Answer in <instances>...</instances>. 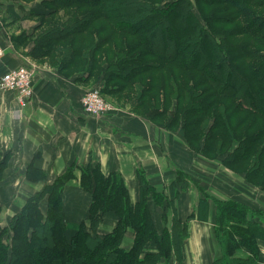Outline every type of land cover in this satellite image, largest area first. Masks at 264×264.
Segmentation results:
<instances>
[{
    "label": "rangeland",
    "instance_id": "1",
    "mask_svg": "<svg viewBox=\"0 0 264 264\" xmlns=\"http://www.w3.org/2000/svg\"><path fill=\"white\" fill-rule=\"evenodd\" d=\"M191 1L192 10L202 18L203 23L217 29L227 45L244 47L250 40L251 50L264 54L263 39L252 41L246 34L247 24H251L252 29L263 27L261 32L264 33V0H248L246 4H239L242 9L231 6L230 2L207 4L202 0ZM177 2L178 0H0V22L17 41V47L20 44L28 47L27 52L24 47L20 49L25 56L28 55L30 63L21 62V65L30 64L35 78L40 67L47 66L65 75L75 76L80 82L84 81L82 84L90 86L83 91L80 103L86 116L89 117L90 114L85 112L84 96L87 91L97 89L110 105L109 110L97 117L99 122L106 121L110 113L121 116L132 113L138 122L143 121L161 130L162 139L173 142L174 152L188 162L185 163V171L178 164L175 166L177 180L167 187L176 195L192 189L199 196L214 197L218 210L216 232L221 243L219 236L224 237L225 232L233 227L235 221L232 220H236L232 215L238 217L230 214L231 208L234 213L241 209V213L245 215L243 219L257 220L264 225V178L261 175H248L253 159L237 160L240 143L234 138V135L247 137V134L257 131L256 120L264 128V121L250 108L241 110L237 106L229 113V107H235L238 103L237 97L214 96L218 90L212 85L203 84V71L212 66L211 60L205 57L199 60L196 67L182 64L186 61V55L188 59L190 56L192 59L190 54L194 50L193 44L185 50L176 49L174 42L165 38L172 35L164 30L165 25L146 37V31L156 21L167 19V25L171 23V16H166V8L168 5L175 6ZM147 5L149 11L143 7ZM155 12H159V15ZM186 14L187 8L181 14L183 19L187 18ZM190 35L183 36L184 41ZM196 37L200 41L205 38L198 34ZM164 39L169 42H164ZM37 41L39 44L45 42L41 50L37 48ZM207 42L203 41L204 56L209 49V45L204 46ZM255 53L252 57L254 60L250 58L247 63L254 66L261 63L264 66V57L261 54L255 56ZM220 57L221 60L214 57L211 62L230 63L226 62L224 56ZM128 68H137L138 71L126 73ZM221 69L226 70L224 65ZM226 75L218 86L219 89L227 87ZM237 81L245 84L242 79ZM184 90L187 95L185 99L181 95ZM178 95L181 96L182 104ZM193 97L210 98L209 113L203 122L205 130L199 136L185 130L187 121L201 118L185 114L187 104L194 102ZM226 106V122L223 121L218 126L220 129H216L217 116L220 112H225ZM197 129L194 128V131ZM218 132L220 136L214 137ZM145 186L144 190L156 192V197L161 202L164 201V195L160 192L163 187H153L149 183ZM43 202L46 204V201ZM19 213L12 216L6 224L1 223L0 232L10 227ZM75 220H71L73 226L80 223L77 222L78 219ZM229 226L230 229L227 228ZM168 244L164 232L156 231L155 236L150 237L141 248L139 257L145 256L147 259L143 264H159L161 256L167 259ZM178 249L180 246L175 249L177 256ZM235 257L243 259L238 256L237 251Z\"/></svg>",
    "mask_w": 264,
    "mask_h": 264
},
{
    "label": "crops",
    "instance_id": "2",
    "mask_svg": "<svg viewBox=\"0 0 264 264\" xmlns=\"http://www.w3.org/2000/svg\"><path fill=\"white\" fill-rule=\"evenodd\" d=\"M16 44L0 22V76L21 62L30 63L20 49L24 46ZM40 68L26 107L15 92L0 89V224L69 168L73 176L62 191L65 211L71 220H85L90 226L92 196L81 187L80 178L83 167L98 166L105 175L123 177L133 205L142 197L148 199L154 227L164 232L170 246L169 257L161 256L159 264H214L222 253L214 197L199 196L192 189L179 195L169 190L167 185L177 180L175 166L185 171L188 163L174 152L173 142L162 139L161 130L138 122L132 113H110L102 122L86 116L80 103L90 86L53 68ZM147 183L163 187V202L156 192L144 190ZM119 219L114 210L104 212L97 232H113ZM176 234L178 256L177 245L172 244ZM135 241V229L129 226L121 246L130 249ZM256 242L257 257L248 246L236 250L244 259L252 257L246 264H264V236Z\"/></svg>",
    "mask_w": 264,
    "mask_h": 264
},
{
    "label": "trees",
    "instance_id": "3",
    "mask_svg": "<svg viewBox=\"0 0 264 264\" xmlns=\"http://www.w3.org/2000/svg\"><path fill=\"white\" fill-rule=\"evenodd\" d=\"M207 4H215L217 2H230L231 6L237 9H242L239 4H246L248 0H202ZM175 6L166 8V16H171L170 24L167 25L165 20H158L152 27L146 31V37L156 29L165 25V31L172 35L165 36L169 41H173L176 49L185 50L193 44L191 54L193 57L182 62L187 67H196L199 60L206 57L208 60H213L214 57L224 56L226 62L216 64L210 61L211 67L204 70L202 75L203 84L212 85L218 92L214 96H233L237 97L238 103L235 107H224L225 112H220L217 116L216 129L223 123L227 110L232 113L237 106L241 110L252 109L256 116L264 121V66L258 63L256 66L248 64V60L255 53L252 51L250 40L244 47L235 44L227 45V42L221 38L218 30L213 29L210 25L203 23V20L192 9L193 3L191 0H178ZM200 6V5H198ZM144 9L148 5L143 6ZM187 14L185 19L182 18V12ZM201 8V6H200ZM227 10V9H225ZM149 11V10H148ZM159 15V12H155ZM153 14V13H150ZM161 14V13H160ZM235 14V13H233ZM180 21H176L177 19ZM184 20V21H182ZM246 34L250 39H263L264 33L261 32L263 27L255 29L252 25L248 28ZM192 34V35H190ZM196 34L200 35V40H197ZM189 36V39L184 41L183 36ZM149 37V36H148ZM170 37L172 39H170ZM206 39V40H205ZM164 42H169L165 41ZM203 41H208L204 46L209 49L204 56L202 52ZM45 42L37 41V48L41 50ZM230 46V47H229ZM261 54L262 52L257 51ZM258 55V56H261ZM258 56L256 58H258ZM264 57V54L262 55ZM251 60H254L252 58ZM250 60V61H251ZM239 61V63H237ZM193 64V65H192ZM222 65L226 68L221 69ZM144 67V66H143ZM206 67V66H205ZM204 67V68H205ZM199 68V67H198ZM132 70L138 71L137 68H128L126 73H131ZM142 72V70H141ZM227 74V75H226ZM224 75L228 80L226 88L219 89L218 86L222 83ZM241 79L245 82L242 84L237 80ZM200 84V81H199ZM204 91V90H203ZM206 92H209L206 90ZM183 99L187 98L185 90L181 91ZM201 95V93H200ZM211 96V95H210ZM180 102L181 96L177 97ZM193 103H188L185 114L188 117L199 116L201 118L192 119L185 123L186 132L197 136L204 131L203 122L206 115L209 113V99L207 97L192 98ZM240 99V100H238ZM188 100V99H187ZM182 104V102H180ZM211 110V109H210ZM189 120V119H188ZM230 125V122H229ZM261 122L256 120L255 126L258 130L247 134V137H238L234 135L238 142L237 160L248 159L252 157L253 164L248 175L256 177L258 175L264 178V128L260 127ZM263 125V124H262ZM209 126V125H208ZM198 128L194 131V128ZM190 128V132H189ZM193 128V129H192ZM228 128V126H227ZM230 128V127H229ZM263 128V129H262ZM213 126H211V131ZM214 137L220 136L219 132ZM225 139V138H224ZM263 157V158H262ZM72 169H67L66 172L58 177V179L48 184L43 191L30 197L14 218V222L10 227H6L0 232V264H143L146 258L139 257L141 248L150 237L155 236L156 229L153 224L152 216L149 210V203L146 197H142L140 202L133 205L130 202L128 189L123 177L119 173H111L105 175L98 166H87L82 168L80 185L84 190L92 196V205L88 218L90 226L85 220H80L77 226H73L69 214L66 213L63 203L62 191L67 183V180L73 175ZM150 188V187H148ZM46 201V204L43 202ZM46 209L43 210V207ZM228 208V207H227ZM229 209V208H228ZM233 209V208H231ZM230 209V214L235 221L225 236L220 237L222 256L217 258L214 264H246L251 261V258L241 259L235 257L237 248L248 246L258 256L259 247L256 239L264 236V225L259 221L245 220L244 213L238 209L236 213ZM108 210H114L120 216L116 228L111 233L100 234L97 232L99 222L103 218V213ZM233 212V213H232ZM132 226L136 232V241L130 249L121 246V241L126 229ZM11 229V230H10ZM73 231V232H72ZM2 232L4 235H2ZM177 230L175 231V233ZM255 240V241H254ZM176 248H179L177 234L173 239ZM162 246V245H161ZM170 248L169 245H167ZM179 250V249H178ZM158 254V253H157Z\"/></svg>",
    "mask_w": 264,
    "mask_h": 264
},
{
    "label": "built area",
    "instance_id": "4",
    "mask_svg": "<svg viewBox=\"0 0 264 264\" xmlns=\"http://www.w3.org/2000/svg\"><path fill=\"white\" fill-rule=\"evenodd\" d=\"M0 53L2 51L0 50ZM35 75L30 64H23L5 71L0 76V88L16 93L18 102L22 106H27L34 94ZM85 112L89 117H100L105 111L110 109V105L105 101L99 90H89L83 99Z\"/></svg>",
    "mask_w": 264,
    "mask_h": 264
}]
</instances>
